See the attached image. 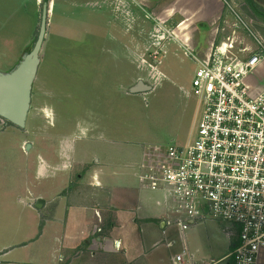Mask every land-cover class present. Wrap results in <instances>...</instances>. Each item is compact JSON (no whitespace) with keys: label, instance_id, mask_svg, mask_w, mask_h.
<instances>
[{"label":"rangeland","instance_id":"rangeland-1","mask_svg":"<svg viewBox=\"0 0 264 264\" xmlns=\"http://www.w3.org/2000/svg\"><path fill=\"white\" fill-rule=\"evenodd\" d=\"M225 2L234 21L251 27L246 6L238 0ZM46 3L51 11L29 122L21 130L5 128L0 120L2 247L37 234L39 210L26 208L19 199L26 197L27 188L39 192L49 183L59 192L45 196V202L61 210L67 205L72 213L87 205L100 208L110 223L116 205L128 210L137 199L127 183L143 161L140 153L149 145L164 144L165 150L172 144L187 146L200 119L191 93L194 57L210 48L204 40L214 26L201 28L199 34L193 27L177 32L193 16L168 17L162 0H0V73L14 70L34 48ZM222 20L219 37L228 40L231 22ZM235 29L238 36L246 33ZM243 43V37L237 38L236 51ZM255 79L264 88V72ZM138 81L153 90L130 94ZM145 157L144 162L150 159L149 152ZM40 167L44 172L39 177ZM121 180L126 184L120 188ZM65 209L60 216L67 215ZM198 231L209 254L211 242L215 245L218 253L211 257L227 254L221 229L208 225Z\"/></svg>","mask_w":264,"mask_h":264},{"label":"built area","instance_id":"built-area-1","mask_svg":"<svg viewBox=\"0 0 264 264\" xmlns=\"http://www.w3.org/2000/svg\"><path fill=\"white\" fill-rule=\"evenodd\" d=\"M194 58L195 138L186 147L149 148L139 179L164 194L171 211L166 225L185 232L203 221L228 223L236 239L232 262L264 264V88L255 81L264 72V47L236 51L229 39Z\"/></svg>","mask_w":264,"mask_h":264},{"label":"crops","instance_id":"crops-1","mask_svg":"<svg viewBox=\"0 0 264 264\" xmlns=\"http://www.w3.org/2000/svg\"><path fill=\"white\" fill-rule=\"evenodd\" d=\"M162 1L167 3L164 11L167 12L168 17L179 14L180 16L191 15L194 18L190 20V24H187L188 21L180 23L177 32L193 27L199 34L201 28L207 29L209 26H214L208 37L205 38L206 42L204 40L205 45L207 43L211 46L226 41L219 37L220 22L225 19V23L228 25L231 22L232 35L229 39H235L237 42V38L243 37L245 41L243 45L253 51L259 48V43L264 47V19L257 17L251 11L245 0L238 1L249 10L252 16L251 27L241 23L240 25L232 19V13L229 10L226 11L225 0H176L177 5L171 4L173 6L170 5L171 0ZM253 1L264 10V0ZM222 22L224 21L222 20ZM235 27L243 29L247 34L238 36V30ZM184 37L187 41L191 40L190 34ZM205 51L207 53L208 50H201L200 57L206 54ZM163 145H149L148 147L165 150L166 146ZM173 145L186 147L179 144L169 146ZM149 148L140 153L142 163H144V157ZM142 163H138L130 173L134 183L132 180L127 183L131 186L132 192L136 193L135 203L131 204L128 210L116 205L110 223L106 222L100 208L91 209L88 205L74 213L69 211L66 205L67 215L60 216V211L65 208L61 210V206L51 205L49 201L47 203L44 200L45 196L50 197V195L59 192V188L56 189L54 184L49 183L47 189L39 192L27 188L29 190H25L26 197L19 201L26 208L34 209L35 207L36 210H39L41 215L38 214L36 217L39 219V230L33 237L20 241L14 246H0V264H222L228 262L229 255L236 244V239L230 236L231 225L222 221L208 220L192 225L185 232H181L174 225L165 224L163 227V223H166L171 216V211L165 204L163 193L152 192L141 183L139 176L142 174L140 169ZM45 170H47L46 167ZM43 172V167H40L39 177ZM35 176L33 175V178H39ZM122 182L124 181L119 182L120 188L121 185L125 186L126 184L125 182L122 184ZM37 194L40 196L38 197ZM40 200L43 201V205L37 208ZM208 225L211 229H221L222 236L228 242L227 254L220 258H217L219 254L215 258L211 257L218 253L212 243L216 241L212 230L210 234L212 237L209 236V241L212 239L210 249L213 252L209 254L207 249H204V234L200 235L198 230L200 227ZM100 228L102 232H98ZM116 242L120 243V249L116 248ZM170 243L173 245L170 246ZM178 256L182 257L181 262H177ZM232 264L234 263L232 262Z\"/></svg>","mask_w":264,"mask_h":264},{"label":"water","instance_id":"water-1","mask_svg":"<svg viewBox=\"0 0 264 264\" xmlns=\"http://www.w3.org/2000/svg\"><path fill=\"white\" fill-rule=\"evenodd\" d=\"M50 11V5L44 4L39 35L31 52L23 57L14 70L9 73H0V118L20 129L26 127L33 85L37 78L40 57L47 36ZM152 90L153 88L144 81H138L129 92L136 95ZM42 205L43 201L40 200L37 208Z\"/></svg>","mask_w":264,"mask_h":264},{"label":"trees","instance_id":"trees-1","mask_svg":"<svg viewBox=\"0 0 264 264\" xmlns=\"http://www.w3.org/2000/svg\"><path fill=\"white\" fill-rule=\"evenodd\" d=\"M251 11L259 18L264 19V10L260 8L253 0H245Z\"/></svg>","mask_w":264,"mask_h":264},{"label":"flooded vegetation","instance_id":"flooded-vegetation-1","mask_svg":"<svg viewBox=\"0 0 264 264\" xmlns=\"http://www.w3.org/2000/svg\"><path fill=\"white\" fill-rule=\"evenodd\" d=\"M32 101H33V95H32ZM31 104H32V102H31ZM30 110H31V107H30ZM29 118H30V111H29V114H28V118H27V122H26V127H27V124L29 122ZM0 120H2L4 122V127L5 128L6 127L8 128L9 126H13V125L9 124L8 122H6L5 120H3L1 118H0ZM26 127H25V129H26ZM18 129H20V128H18ZM21 130H24V129H21ZM30 149H31V146L27 144L26 147H25V151H29ZM36 162L38 163L37 158H36Z\"/></svg>","mask_w":264,"mask_h":264}]
</instances>
